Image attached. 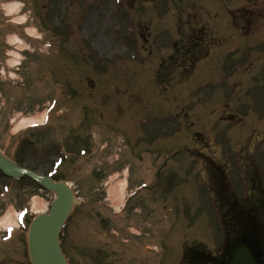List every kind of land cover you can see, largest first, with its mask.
I'll use <instances>...</instances> for the list:
<instances>
[{"label": "rangeland", "instance_id": "obj_1", "mask_svg": "<svg viewBox=\"0 0 264 264\" xmlns=\"http://www.w3.org/2000/svg\"><path fill=\"white\" fill-rule=\"evenodd\" d=\"M11 5L16 9L9 11ZM180 33L190 39L201 33L196 44L202 35L213 34L220 50L212 52L223 57L211 54L189 77L185 69L175 73L167 57ZM255 65L261 69L252 76ZM52 101L57 102L52 127L28 129ZM191 104H197L194 113L202 118L192 119L200 127L184 116ZM205 125L212 131L203 144L192 132H208ZM255 131H264V0H0V149L40 175L59 169L55 178L69 184L76 198L61 235L69 264H176L191 247L181 244L176 229L206 238L217 251L210 198L186 151L194 143L248 147L260 136ZM80 149L87 155L79 156ZM206 153L216 159L218 150ZM251 154L260 174L256 178H264L257 150ZM229 164L226 160L224 166ZM201 165L213 169L209 159ZM153 166L161 169L156 179L147 176V168L156 175ZM125 180L131 184L127 197L134 182L146 184L130 206L173 202L176 216L160 230L175 229L174 235L167 231L155 243L149 231L152 241L145 238L159 251L148 252L144 240L137 247V241L126 246L114 239L132 212L114 215L108 194L122 192L120 204L113 201L119 211ZM55 198L30 179L16 181L0 173V237L10 212L16 219L29 208L26 217L32 221L48 213L44 207L50 209ZM36 199L41 205L34 210ZM232 209L221 217L227 238L237 221L238 208ZM26 235L18 228L9 241H0V264H30Z\"/></svg>", "mask_w": 264, "mask_h": 264}, {"label": "water", "instance_id": "obj_2", "mask_svg": "<svg viewBox=\"0 0 264 264\" xmlns=\"http://www.w3.org/2000/svg\"><path fill=\"white\" fill-rule=\"evenodd\" d=\"M0 169L7 175L16 178L26 174L36 181L57 192L59 199L52 210L51 215L44 218L41 223V244L45 258V264H66L58 245V234L68 206V194L61 184H54L51 180L43 179L35 173L23 170L10 163L0 152ZM234 264H253L248 254H239Z\"/></svg>", "mask_w": 264, "mask_h": 264}, {"label": "bare ground", "instance_id": "obj_3", "mask_svg": "<svg viewBox=\"0 0 264 264\" xmlns=\"http://www.w3.org/2000/svg\"><path fill=\"white\" fill-rule=\"evenodd\" d=\"M14 9H16V5H11L10 7H8V10L9 11H13ZM19 20L21 21V20H25V19H19ZM40 120L38 118H35L34 120H30V122L37 123L36 121H40ZM117 197L119 198V195L118 194H117ZM115 200H116V197H115ZM4 218L5 219L3 220V224L2 225L5 227V226L8 225L9 222H12V220H13L12 212H10ZM36 236H37V234L35 232H33L32 235H31V243H30L31 255L35 256V258H36V255L38 254V248H39V245L37 243V237Z\"/></svg>", "mask_w": 264, "mask_h": 264}]
</instances>
